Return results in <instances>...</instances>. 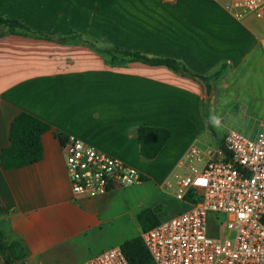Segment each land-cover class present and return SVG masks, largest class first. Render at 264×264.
Segmentation results:
<instances>
[{
    "label": "crops",
    "instance_id": "crops-1",
    "mask_svg": "<svg viewBox=\"0 0 264 264\" xmlns=\"http://www.w3.org/2000/svg\"><path fill=\"white\" fill-rule=\"evenodd\" d=\"M78 2L82 5L83 0H0V12L32 29L65 35L77 31L71 22ZM199 14L202 19L189 22L188 27L196 29L195 38L180 37L178 47L165 56L204 75L222 68L212 81L206 106L200 85L192 79L165 67L128 64L139 65L148 78L171 93L199 96L203 112L213 110L219 124L212 123L207 113L210 126L206 122L197 130L189 129L185 121L149 119L154 118L149 115L150 105L123 95L122 86L120 92L118 86H109V65L87 47L22 35L0 37V150L9 145L11 121L21 111L50 126L41 136L39 161L13 169L0 164V230L22 243V264H83L104 250L86 252V246L105 221L100 204L112 190L95 196L73 195L61 147L68 134L136 167L143 180L124 188L138 191L151 178L152 164L170 162L174 167L190 142L208 156L223 147L229 127L254 133L257 119L264 117V16L246 14L236 19L224 8L223 0ZM93 64L100 70H92ZM226 109L231 111L218 112ZM140 125L171 131L153 159L140 154L136 133ZM136 204L132 213L137 214Z\"/></svg>",
    "mask_w": 264,
    "mask_h": 264
},
{
    "label": "built area",
    "instance_id": "built-area-1",
    "mask_svg": "<svg viewBox=\"0 0 264 264\" xmlns=\"http://www.w3.org/2000/svg\"><path fill=\"white\" fill-rule=\"evenodd\" d=\"M223 6L236 19L264 16V0H223ZM61 147L75 196L104 194L144 178L133 165L72 134ZM165 184L185 207L142 232L153 264H264V117L252 135L229 127L223 147L208 156L190 143ZM83 264L130 263L113 246Z\"/></svg>",
    "mask_w": 264,
    "mask_h": 264
},
{
    "label": "rangeland",
    "instance_id": "rangeland-1",
    "mask_svg": "<svg viewBox=\"0 0 264 264\" xmlns=\"http://www.w3.org/2000/svg\"><path fill=\"white\" fill-rule=\"evenodd\" d=\"M81 3L82 5L79 2L76 4L72 16L73 30L95 39L98 45L120 44L146 53L166 55L178 47L180 37L195 38L197 31L188 28L189 22L201 20L199 12L208 10L217 1L83 0ZM99 56L104 59L102 55ZM92 70L100 69L95 68L93 64ZM106 70L109 86L110 84L118 86L119 92L122 86L123 95H133L141 104L150 105L149 115L154 118L149 119L173 124L185 121L192 130L206 124L199 96L169 92L162 84L148 78L136 64L118 68L107 66ZM226 111L231 110H218L219 113ZM207 113L209 118L216 114L210 108H206ZM248 119L250 124L253 123L252 118ZM247 126L242 128L245 129ZM165 158L168 159V156L162 155V159ZM172 167L170 162L167 165L152 164L149 167L151 178L138 191L117 187L105 195V200L100 204L102 218L105 221L97 230V236L88 239L86 252L102 247L107 249L111 246H120L125 240L141 235L142 225L137 220V214L141 210L155 209L159 219L182 212L185 205L171 195L172 190L165 184ZM166 191L171 194L168 195ZM136 202H139L137 214L132 213ZM0 263L4 264L1 259Z\"/></svg>",
    "mask_w": 264,
    "mask_h": 264
},
{
    "label": "trees",
    "instance_id": "trees-1",
    "mask_svg": "<svg viewBox=\"0 0 264 264\" xmlns=\"http://www.w3.org/2000/svg\"><path fill=\"white\" fill-rule=\"evenodd\" d=\"M7 35H22L34 39H44L65 45H79L103 56L109 66L125 67L130 63H140L152 67H165L174 73L197 82L205 95L204 105L211 92L212 81L218 77L222 68L211 74H200L189 68L183 61L159 53H146L139 49H131L118 44L98 45L95 39L73 31L70 34L50 35L32 29L22 20L12 18L0 12V37ZM208 126L210 121L204 110ZM49 124L26 111L14 116L9 128V145L0 150V164L4 169H13L35 163L42 158V134L49 129ZM139 140L140 154L146 159L155 158L171 136V131L165 127L140 125L136 129ZM192 199L190 195L187 197ZM156 210L146 208L137 214L142 232L158 224L161 219ZM264 222V217H263ZM130 264H153L141 235L125 240L119 246ZM25 250L22 243L16 239L7 238L0 230V259L5 264H22Z\"/></svg>",
    "mask_w": 264,
    "mask_h": 264
},
{
    "label": "clouds",
    "instance_id": "clouds-1",
    "mask_svg": "<svg viewBox=\"0 0 264 264\" xmlns=\"http://www.w3.org/2000/svg\"><path fill=\"white\" fill-rule=\"evenodd\" d=\"M210 120H211V122L212 123H214V124H216V125H218L219 124V119L218 118H216V117H210Z\"/></svg>",
    "mask_w": 264,
    "mask_h": 264
}]
</instances>
